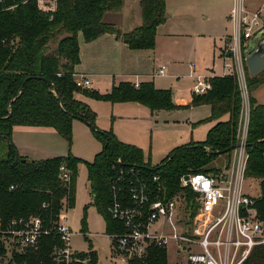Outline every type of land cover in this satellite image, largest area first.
<instances>
[{
	"label": "trees",
	"instance_id": "trees-1",
	"mask_svg": "<svg viewBox=\"0 0 264 264\" xmlns=\"http://www.w3.org/2000/svg\"><path fill=\"white\" fill-rule=\"evenodd\" d=\"M13 1L11 8L0 2V223L38 217L42 229L50 232L41 236L34 247L14 250V264H64L52 257L54 248L61 245L54 229L61 212L73 208L80 160L67 157L34 161L21 157L11 140L14 127L51 128L66 140L70 139L73 120L93 130L102 148L91 163H85L87 181L92 204L103 217L109 236L123 232L122 225L107 213L110 181L118 170L138 168L149 184L151 177L159 176L166 196L179 190L182 175L215 172L210 163L221 154L230 155L236 144L241 96L234 75L211 77V90L192 95L185 107H209L208 121L214 125L205 141L176 147L159 165L152 166L143 161L139 148L118 141L111 132L98 130L95 113L74 94L112 104L134 102L154 112L181 107L172 104L170 91L157 90L152 82L137 87L120 82L100 94L76 87L73 75L79 64L78 34L85 42L113 34L131 50L154 49L156 28L166 20L165 0H140L142 24L126 33L103 20L106 13L120 11L124 0H57L53 13L40 11L35 0ZM247 80L248 90L260 83L256 77ZM250 95L244 178L258 183L255 204L258 219L264 222V106ZM224 115L228 118L221 121ZM62 165L70 172L68 183L61 179ZM121 197L125 199L126 193L122 192ZM4 253L0 240V255ZM76 258L87 260V264L97 263L94 252L74 255L69 264H78ZM130 264H167L166 250L150 246L143 259L131 260ZM242 264H264V246L255 247Z\"/></svg>",
	"mask_w": 264,
	"mask_h": 264
},
{
	"label": "built area",
	"instance_id": "built-area-1",
	"mask_svg": "<svg viewBox=\"0 0 264 264\" xmlns=\"http://www.w3.org/2000/svg\"><path fill=\"white\" fill-rule=\"evenodd\" d=\"M35 1L37 8L44 13L56 10L57 0ZM263 14L264 2L258 9L250 10L244 0H232L227 17L233 33L229 40H225L221 55L226 74L235 76L241 96L235 144L239 147L232 151V162L214 174L182 175L179 190L170 196H166L159 176L151 177V187L138 168L119 169L110 181L111 200L107 208L109 217L123 227L122 233L109 235L113 241L112 259L115 263L130 264L131 260H141L148 247L165 248L170 240L179 245L180 254L186 255V264H242L255 247L264 246V222L258 219L255 197L244 190L250 110L245 51L253 39L263 36ZM190 69V76L194 79L192 94L204 95L210 91L211 77L198 74L193 67ZM164 74L165 66H161L154 76ZM74 83L80 89H90V81L84 76ZM59 171L61 179L68 183L70 172L63 165ZM122 192L126 193L125 199L121 197ZM158 223L160 227L152 230ZM165 224L171 227L172 233L164 232ZM176 229L183 233L176 234ZM54 231L61 245L54 248L52 257L56 263L69 264L74 259L70 249L72 233L61 215ZM49 233L42 229L38 217L14 219L6 225L0 223V240L5 249L8 242L16 251L34 247L41 236Z\"/></svg>",
	"mask_w": 264,
	"mask_h": 264
},
{
	"label": "rangeland",
	"instance_id": "rangeland-1",
	"mask_svg": "<svg viewBox=\"0 0 264 264\" xmlns=\"http://www.w3.org/2000/svg\"><path fill=\"white\" fill-rule=\"evenodd\" d=\"M219 5H222L221 0L167 1L165 17L167 19L169 15L170 19L166 25L171 28L173 34L178 36L165 37L161 32L157 39L155 64L156 67L166 66V72L164 77L154 80L155 86L159 89L154 87L157 90L170 91L171 102L175 106H178L176 100L184 92L188 93L194 86V79L190 76L191 65L198 74L204 77L212 75L217 77L222 74V62L218 58V50L224 48L225 40L230 39L233 30L227 19L225 20L219 14ZM116 16L117 13H109L105 15L104 20L111 22ZM203 19L206 20L203 21ZM53 46L54 44L49 48ZM246 77H249L247 68ZM257 77L264 78V71ZM253 87L249 88V94L254 89ZM76 94L81 93L74 95ZM260 95V100L264 104V86L260 89ZM98 102H100L98 107L93 110L95 127L103 132H111L118 141L124 144L139 148L143 154V161L150 162L152 166L161 163L166 157L164 150L173 143L176 148L189 143L205 141L208 130L214 125V122L208 121L210 109L206 105L188 109L180 107L170 111L151 112L148 110L146 116L138 115L132 119L118 117L115 114L112 116L107 108L109 103ZM138 108L145 109L143 106H138ZM117 109H122V107L117 106ZM227 118V115H224L220 120L225 121ZM37 129L26 128L24 131L28 132H22L18 136L20 154L28 153L34 161L67 157L80 160L77 166L73 208L67 210V213L61 212V217L66 219L72 233L70 238L72 254L82 255L94 252L97 257L96 264H117L112 259L113 241L106 234L103 217L92 204L87 181L85 163H91L101 151L100 139L86 123L80 120H73L69 140L60 136L55 130L36 132L39 131ZM232 159V153L217 156L210 163V167L217 170L209 173L214 174L224 169L232 162ZM244 190L251 196L257 197L258 183L245 179ZM159 227L160 223L154 225L152 230H157ZM164 232L172 233L173 231L168 224H165ZM175 233L181 235L183 231L176 229ZM14 250L10 242L6 243V253L0 255V264H14L12 262ZM165 250L167 264H186V255L178 252L177 243L168 241ZM74 262L88 263L87 260L81 261L77 258Z\"/></svg>",
	"mask_w": 264,
	"mask_h": 264
},
{
	"label": "crops",
	"instance_id": "crops-1",
	"mask_svg": "<svg viewBox=\"0 0 264 264\" xmlns=\"http://www.w3.org/2000/svg\"><path fill=\"white\" fill-rule=\"evenodd\" d=\"M167 1L168 0H165V11L167 6ZM199 1H203V0H199ZM199 1L197 0V2ZM221 1H222V5H219V14L221 15V17L225 18L226 20L228 17L229 10L232 6V0H221ZM262 2L263 0H244V4L250 10L258 9L259 5ZM139 3L140 0H124L120 11L115 12L117 13V16L113 17L111 22H107V23L114 24L115 27L119 29L122 33L129 32L141 26L142 17H141V8ZM169 19L170 18L168 15L166 21L156 28L155 47L152 50H131L122 41L116 39L113 34H104L91 42H85L83 40L82 35L78 34L77 41L79 48V54H78L79 64L76 65L74 68L73 80L75 81L80 76H84L86 79L90 81V89L100 94L109 92L113 85H117L120 82H129L133 85L144 82H152L155 86L154 80L164 77V76L162 77L154 76L157 69H159V67H156L155 64L157 39L160 36L161 32L165 37L178 36L172 33L170 27H167L166 24L168 23ZM205 20L206 19H203V21ZM104 22L106 21L104 20ZM221 51L222 50L219 48L218 58L222 62V74L218 75L217 77H222L227 75L226 69L224 67L225 63L221 55L222 53ZM191 67L194 66L191 65ZM165 72H166V66H165ZM209 77H213V75ZM263 86H264V81L260 82L254 89L251 90V96L255 99L257 104L262 106H264V104L260 100L261 97L260 89L263 88ZM74 98L78 101L85 103L89 108L92 109V111L96 110V107H98V103H100L94 99L85 97L82 94H76L74 95ZM191 100H192V92L190 90L188 91V93L184 92L183 95L179 97L178 100H176V104L181 107L184 106L186 107L190 104ZM137 105L142 107V105L138 103L127 102V103H113V104L109 103V107L107 108L109 109V111H111L110 114L112 116L113 114H115L118 117H128L132 119H135L138 115L146 116L148 114L149 109L146 108L145 106H143V108L147 109V111L145 109H139ZM117 106L122 107V109H117ZM185 107L184 109H188ZM124 113H128V114H124ZM26 128H38L37 130L39 131L36 132H41L40 130L45 131V130H53V129L39 128V127H21V126H16L13 128L11 140L18 154L21 157L33 159L29 157L28 153L25 152H24L25 154L19 153L20 146L18 144L19 142L17 141V139L22 132H28V131H24L26 130ZM174 146H175L174 143L171 146H168L164 150V154H166L167 156L168 153L172 149H174ZM64 221L67 223L65 218Z\"/></svg>",
	"mask_w": 264,
	"mask_h": 264
},
{
	"label": "water",
	"instance_id": "water-1",
	"mask_svg": "<svg viewBox=\"0 0 264 264\" xmlns=\"http://www.w3.org/2000/svg\"><path fill=\"white\" fill-rule=\"evenodd\" d=\"M2 2L5 8H11L14 6L13 0H2ZM262 35L263 36L259 39H253L248 49L245 51V63L249 77H256L264 71V31L262 32ZM257 78L259 82L264 81V78ZM238 147L239 145H235L233 150ZM183 251H185L184 247Z\"/></svg>",
	"mask_w": 264,
	"mask_h": 264
}]
</instances>
